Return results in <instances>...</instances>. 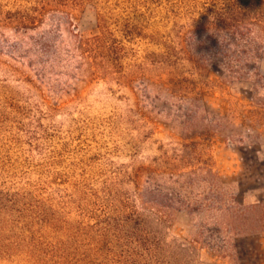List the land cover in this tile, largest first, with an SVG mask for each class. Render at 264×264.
<instances>
[{
	"label": "rangeland",
	"instance_id": "374dc122",
	"mask_svg": "<svg viewBox=\"0 0 264 264\" xmlns=\"http://www.w3.org/2000/svg\"><path fill=\"white\" fill-rule=\"evenodd\" d=\"M27 1L0 0L1 19ZM89 1L28 31L0 23V191L55 212L58 233L45 235L78 258L134 206L171 245L165 264H264V234L231 237L216 220L221 203L264 205V42L185 35L169 13L182 0ZM98 14L124 47L118 71L78 50L76 33L100 36ZM126 24L178 47L180 66L162 65V45L124 36Z\"/></svg>",
	"mask_w": 264,
	"mask_h": 264
},
{
	"label": "trees",
	"instance_id": "16d2710c",
	"mask_svg": "<svg viewBox=\"0 0 264 264\" xmlns=\"http://www.w3.org/2000/svg\"><path fill=\"white\" fill-rule=\"evenodd\" d=\"M32 7L28 10L12 14L8 12L0 23L14 26L18 30L28 31L43 21L46 15L62 13V10L84 9L94 4L89 0H28ZM182 7L169 13L173 20H185L187 25L180 28L188 29L185 35L198 39L219 37L233 42L240 49L247 45H257L264 42V0H182ZM96 10V8L94 7ZM183 10V12H179ZM3 15V13H2ZM2 20V21H1ZM98 29L100 36L91 39L78 37V50L90 57L98 71L104 65H111L116 71L122 68L123 46L112 34L109 18L98 14ZM175 27H178L175 24ZM122 34L127 38L146 39L152 44H160L165 54L160 56L165 65L172 70L180 66L183 53L170 44L160 43L155 36L146 37L137 26L126 24L122 26ZM178 39L183 34L178 33ZM245 52V51H244ZM154 56V55H153ZM193 62V59H189ZM194 68L197 69L195 66ZM231 72V71H230ZM115 74H117L115 72ZM207 173L215 181L217 177L211 169ZM139 196V195H137ZM139 198H142L140 195ZM138 200L140 209L154 213L155 210L146 202ZM143 200V199H142ZM127 202L133 201L130 199ZM216 212L226 226L231 237H239L248 230L264 234V205L251 208L234 206L226 209L220 204ZM157 211L165 217V210L172 207H161ZM142 216L136 207H131L129 213H124L117 220L110 219L105 227L99 229L98 241L89 248L88 254L78 258L64 245L54 244L45 235V229L58 233L56 225L60 222L53 211L34 198L23 194H10L0 191V263L3 264H165L164 255L171 251V245L161 238H151L145 229ZM125 218V220H124ZM161 221V220H160ZM64 224V223H63ZM104 225V222L101 223ZM183 248L186 245L182 246ZM188 248L191 247L189 244ZM182 249V248H181Z\"/></svg>",
	"mask_w": 264,
	"mask_h": 264
}]
</instances>
